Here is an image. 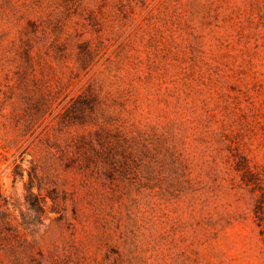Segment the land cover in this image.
I'll return each instance as SVG.
<instances>
[{
    "label": "rangeland",
    "instance_id": "obj_1",
    "mask_svg": "<svg viewBox=\"0 0 264 264\" xmlns=\"http://www.w3.org/2000/svg\"><path fill=\"white\" fill-rule=\"evenodd\" d=\"M0 194V264H264V0H0Z\"/></svg>",
    "mask_w": 264,
    "mask_h": 264
},
{
    "label": "trees",
    "instance_id": "obj_2",
    "mask_svg": "<svg viewBox=\"0 0 264 264\" xmlns=\"http://www.w3.org/2000/svg\"><path fill=\"white\" fill-rule=\"evenodd\" d=\"M88 101H89L88 94L82 93L80 95V97L77 100H75L72 104H71L72 101L68 104L66 112H68L72 107H74V105H77L78 110L81 111V116H80L81 119L85 120L88 108L89 109L93 108V106L87 105ZM72 166H73V162H71V161L67 162V165H66L67 168H70ZM80 169H82V168H80ZM0 197H1V194H0Z\"/></svg>",
    "mask_w": 264,
    "mask_h": 264
}]
</instances>
